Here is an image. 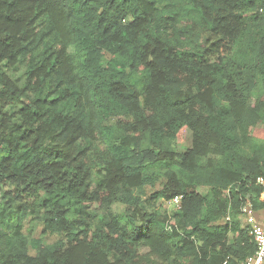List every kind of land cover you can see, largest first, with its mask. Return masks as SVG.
<instances>
[{"label": "trees", "instance_id": "16d2710c", "mask_svg": "<svg viewBox=\"0 0 264 264\" xmlns=\"http://www.w3.org/2000/svg\"><path fill=\"white\" fill-rule=\"evenodd\" d=\"M259 179L264 0H0V264H235Z\"/></svg>", "mask_w": 264, "mask_h": 264}, {"label": "built area", "instance_id": "2783aa9c", "mask_svg": "<svg viewBox=\"0 0 264 264\" xmlns=\"http://www.w3.org/2000/svg\"><path fill=\"white\" fill-rule=\"evenodd\" d=\"M259 182L264 185L262 179H259ZM179 199V197H175L171 202L177 205ZM240 213L245 227L255 242V250L235 264H264V214L257 216V211L249 202L241 205Z\"/></svg>", "mask_w": 264, "mask_h": 264}, {"label": "rangeland", "instance_id": "374dc122", "mask_svg": "<svg viewBox=\"0 0 264 264\" xmlns=\"http://www.w3.org/2000/svg\"><path fill=\"white\" fill-rule=\"evenodd\" d=\"M188 147H190V133L188 131H186L182 134V137L177 142V148L180 151H184ZM159 188H160V185H156L153 189H151L149 191H153V190H156ZM159 204H161L162 208L167 209V210H170L175 205L173 202H169V201L168 202L162 201V202H159ZM241 221H242V225H244L242 216H241ZM24 231L26 233L31 234L32 236L41 237L46 242H52L58 238L56 235H48V234L42 235L41 234V226L38 225L37 222H35L31 219L26 220V222L24 224Z\"/></svg>", "mask_w": 264, "mask_h": 264}, {"label": "crops", "instance_id": "0c3cea01", "mask_svg": "<svg viewBox=\"0 0 264 264\" xmlns=\"http://www.w3.org/2000/svg\"><path fill=\"white\" fill-rule=\"evenodd\" d=\"M260 198H261V200L264 201V192H262ZM262 214H264V210L257 211V216H260Z\"/></svg>", "mask_w": 264, "mask_h": 264}]
</instances>
